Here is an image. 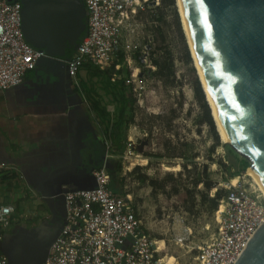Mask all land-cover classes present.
Listing matches in <instances>:
<instances>
[{"label":"built area","instance_id":"2783aa9c","mask_svg":"<svg viewBox=\"0 0 264 264\" xmlns=\"http://www.w3.org/2000/svg\"><path fill=\"white\" fill-rule=\"evenodd\" d=\"M148 1L83 0L86 35L70 58L60 59L66 63L69 76L76 79L86 63L112 69L113 80L124 79L132 96L143 101L154 67L151 46L143 43L144 38L136 31L140 23L135 16ZM22 9V0H0L1 89L21 84L38 61L53 57L27 41ZM112 146L107 142V150ZM135 155L136 142L129 137L122 159L129 161ZM92 175L94 187L64 190L65 220L43 264H168L164 247L148 232L132 194L118 193L111 187L107 164L94 168ZM237 176L236 181L230 177L215 188L226 189L219 204L222 211L217 216V232L198 246L190 264H235L264 225L262 192ZM13 212L11 204H0L1 230L10 226ZM0 264H7L1 254Z\"/></svg>","mask_w":264,"mask_h":264},{"label":"rangeland","instance_id":"374dc122","mask_svg":"<svg viewBox=\"0 0 264 264\" xmlns=\"http://www.w3.org/2000/svg\"><path fill=\"white\" fill-rule=\"evenodd\" d=\"M148 2L138 9L135 20L140 23L136 31L142 42L151 46L154 69L143 101L133 97L129 104L127 139L135 140L136 155L129 161L121 159L118 178L124 179L123 192L132 194L148 232L163 240L168 264H190L198 246L216 235L219 208L212 210L209 199L219 183L230 177L237 180L239 175L259 187L247 169L231 175L245 157L222 142L213 116L214 128L206 121L205 104L211 108L177 0L174 4ZM197 81L204 100L198 99ZM219 190L226 194L224 187Z\"/></svg>","mask_w":264,"mask_h":264},{"label":"crops","instance_id":"0c3cea01","mask_svg":"<svg viewBox=\"0 0 264 264\" xmlns=\"http://www.w3.org/2000/svg\"><path fill=\"white\" fill-rule=\"evenodd\" d=\"M112 71L86 63L74 79L64 61L45 57L21 84L0 88V204L14 207L0 229L7 264H43L65 220L64 190L94 187L93 169L122 159L94 107H106L112 123L118 84L134 99Z\"/></svg>","mask_w":264,"mask_h":264},{"label":"water","instance_id":"95a60500","mask_svg":"<svg viewBox=\"0 0 264 264\" xmlns=\"http://www.w3.org/2000/svg\"><path fill=\"white\" fill-rule=\"evenodd\" d=\"M231 148L264 184V0H181ZM27 41L70 58L87 32L83 0H22ZM235 264H264V225Z\"/></svg>","mask_w":264,"mask_h":264},{"label":"trees","instance_id":"16d2710c","mask_svg":"<svg viewBox=\"0 0 264 264\" xmlns=\"http://www.w3.org/2000/svg\"><path fill=\"white\" fill-rule=\"evenodd\" d=\"M164 3L167 4H174L175 0H162ZM150 2H148L149 4ZM108 79H110V76H108ZM118 84V83H117ZM202 84V83H201ZM119 89L117 92L118 95V102H119V111L117 114V119L115 121H113L111 123V119L109 118L110 113L107 111L106 107L104 106H100L99 101L94 103V107L98 110V116L100 117V121L103 124H111L110 126H107V128H111V132L109 134V136H111V138L113 139V151L117 154H122L125 150L126 147V141H127V130L128 127L131 123L130 121V114H129V104H131L132 100L130 96L127 94L126 90H125V86L121 83L118 84ZM197 96L199 100H204L205 96H204V92L202 90L201 85L199 84V82L197 81L196 83V87H195ZM206 95V94H205ZM208 101V100H207ZM209 104V103H208ZM205 106L207 107V120L211 126L214 128V121H213V114L211 115V111L208 108L207 104H205ZM210 106V104H209ZM211 108V107H210ZM213 116V118H212ZM216 122V121H215ZM217 125V124H216ZM218 128V127H217ZM108 130V129H107ZM220 134V133H219ZM227 147H229L230 149L231 146L229 144H226ZM104 156V154H103ZM250 165V162L248 159L244 158L242 160V166L239 170L235 171V172H231V175L236 176L237 174H239L238 172L247 169V167ZM122 169V164H121V159L116 161V164L113 166H109V173H110V177H111V187L118 193H123V178H118V173L121 171ZM146 176H141V180L145 181ZM209 188H212V183H208L207 185ZM220 188L217 189V192H215L214 196L211 197L209 199L210 203H211V209L212 210H218L219 208V204H220V200L223 198V196L225 195L223 193L222 190H219Z\"/></svg>","mask_w":264,"mask_h":264},{"label":"bare ground","instance_id":"6f19581e","mask_svg":"<svg viewBox=\"0 0 264 264\" xmlns=\"http://www.w3.org/2000/svg\"><path fill=\"white\" fill-rule=\"evenodd\" d=\"M177 4H178V7H179V11H180L181 19H182V25H183V28H184V31H185V34H186V37H187V41H188V44H189V47H190V50H191V54H192V57H193V60H194V63H195V67L197 69V72H198L200 81L202 83V87L204 89V92L206 94V98L208 100V103L210 104V107L212 109V114H213L214 119L216 121V124H217V127H218V132L220 133L222 142L225 143V144H228L230 142V138H229L225 123L222 120V118L220 116V113L218 111V108H217L215 99L213 97L211 88L209 86V83H208V81L206 79V76L204 74V71H203V68H202V65H201V62H200V58H199V56L197 54V51L195 49V46H194L193 39H192L190 30H189V27H188V24H187V20H186V16H185V13H184V10H183V6H182L181 0H177ZM246 173H247L248 176H250L254 180V182L257 184V186L259 187L260 191L263 193V196H264V184L261 181V179L259 178V176L257 175V173L255 172V167L253 165H250L247 168V172ZM234 181H236V180H234ZM221 211H222V209L219 210L217 216H219ZM162 242H163V240H160L161 245L164 247V243H162Z\"/></svg>","mask_w":264,"mask_h":264}]
</instances>
